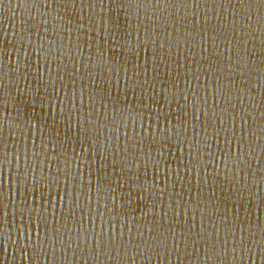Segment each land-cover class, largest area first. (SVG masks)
<instances>
[{
	"label": "water",
	"instance_id": "water-1",
	"mask_svg": "<svg viewBox=\"0 0 264 264\" xmlns=\"http://www.w3.org/2000/svg\"><path fill=\"white\" fill-rule=\"evenodd\" d=\"M0 264H264V0H0Z\"/></svg>",
	"mask_w": 264,
	"mask_h": 264
}]
</instances>
